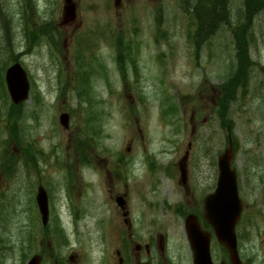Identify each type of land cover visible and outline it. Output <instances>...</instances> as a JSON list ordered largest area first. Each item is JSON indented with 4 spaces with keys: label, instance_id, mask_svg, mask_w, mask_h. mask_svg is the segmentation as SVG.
<instances>
[{
    "label": "rangeland",
    "instance_id": "1",
    "mask_svg": "<svg viewBox=\"0 0 264 264\" xmlns=\"http://www.w3.org/2000/svg\"><path fill=\"white\" fill-rule=\"evenodd\" d=\"M73 1L77 17L63 25L64 0H0V264H26L36 253L42 264H115L113 233L128 229L127 220L164 234L176 261L188 248L185 207L193 200L183 172L208 194L229 135L243 202L239 249L245 264H264V8L249 30L254 65L223 107L224 123L223 87L237 68L228 27L197 49L182 0ZM244 10L233 0V25ZM26 15L31 33L41 38L47 28L39 44L28 42ZM117 41L123 53L130 48L124 72ZM16 61L32 85L20 108L4 78ZM5 151L17 159L8 172ZM40 185L49 195L47 230L35 200ZM53 231L55 245L44 233ZM211 249L220 263L216 240Z\"/></svg>",
    "mask_w": 264,
    "mask_h": 264
},
{
    "label": "water",
    "instance_id": "2",
    "mask_svg": "<svg viewBox=\"0 0 264 264\" xmlns=\"http://www.w3.org/2000/svg\"><path fill=\"white\" fill-rule=\"evenodd\" d=\"M116 6L122 4V0H114ZM76 18V5L72 0H65L63 8V24H68ZM6 83L10 97L15 104L25 101L29 96L30 83L26 71L15 63L6 72ZM60 122L64 127L69 125V116L62 114ZM232 147L226 149L219 157V177L216 190L207 196L205 200V219L213 227L215 236L219 243L224 245L231 257L232 264H242L237 251L236 225L242 212L241 200L237 187V175L231 168L233 160ZM37 204L44 225L49 220V201L47 192L40 187L37 194ZM119 205L124 202L117 199ZM187 235L194 252L195 264H213L210 245L211 235L202 231L197 221L192 217L187 218ZM41 257L34 255L28 264H40Z\"/></svg>",
    "mask_w": 264,
    "mask_h": 264
},
{
    "label": "trees",
    "instance_id": "3",
    "mask_svg": "<svg viewBox=\"0 0 264 264\" xmlns=\"http://www.w3.org/2000/svg\"><path fill=\"white\" fill-rule=\"evenodd\" d=\"M182 1V8L192 20L193 33H188V38L196 43L197 49H199L201 43L204 45L215 37L223 26L228 27L233 33L237 51V68L224 84L223 89L225 94L220 102L222 107V109L220 107L221 117L223 122L226 123L224 117L227 113L226 110H223V107L229 105V102L236 98V94L240 92L243 84L246 85L247 77L254 65L249 50L251 35L253 36V34H250L249 30L255 14L264 8L262 7L264 0H243V6L245 9L242 13L243 18L240 16V20L236 25L232 24L231 6L233 0ZM123 60L124 58L122 56L118 59L121 64ZM12 106L13 108L18 107L15 105ZM17 126L19 127V125H16V127ZM233 138L232 135V139ZM5 155L7 158L9 154L6 153ZM8 162H12V159L8 158ZM52 240L54 242V236L52 237Z\"/></svg>",
    "mask_w": 264,
    "mask_h": 264
},
{
    "label": "flooded vegetation",
    "instance_id": "4",
    "mask_svg": "<svg viewBox=\"0 0 264 264\" xmlns=\"http://www.w3.org/2000/svg\"><path fill=\"white\" fill-rule=\"evenodd\" d=\"M43 33V32H42ZM41 33V35H42ZM42 38V37H41ZM40 34L36 35V39H41ZM104 68V66H103ZM187 180L191 181L192 184H186L188 192L193 195V200L187 199L186 209L189 205L192 207V212L189 213L194 215L195 218L203 226L204 217V200L205 197L211 192L208 189V194L203 196V186L202 181L199 179H184L183 182L187 183ZM190 202V203H189ZM128 229L126 230H116L118 233H113L114 238H118L119 247L117 248V258L114 261L115 264H179L178 260L184 259L186 264H194V254L188 243V248H181L178 253L177 259L173 258L170 254V247L166 242L164 234L159 233L157 236L154 231L150 230V224H146L145 228L147 230H137L131 221L127 220ZM144 228V227H143ZM185 230V225H184ZM134 245V253L131 254V247ZM134 258V262L132 261ZM225 262L224 260H221Z\"/></svg>",
    "mask_w": 264,
    "mask_h": 264
}]
</instances>
